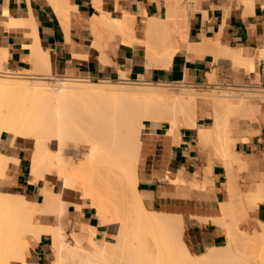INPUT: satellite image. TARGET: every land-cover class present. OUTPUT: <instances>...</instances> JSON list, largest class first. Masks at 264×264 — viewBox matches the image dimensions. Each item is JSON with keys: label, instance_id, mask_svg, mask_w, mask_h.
<instances>
[{"label": "bare ground", "instance_id": "1", "mask_svg": "<svg viewBox=\"0 0 264 264\" xmlns=\"http://www.w3.org/2000/svg\"><path fill=\"white\" fill-rule=\"evenodd\" d=\"M185 1L189 3L187 0H166V18L145 19L147 26L142 39L137 37L136 15L127 10L121 0L116 1L114 12L104 11L101 0H95L94 6L102 13L92 18L95 45L102 47L120 34L126 43L141 50L148 67L169 68L187 39L190 14L187 6H183ZM57 11L62 18L68 12L62 7ZM9 25L28 27L25 22ZM189 49L210 51L217 58L229 59L259 76V66L264 63V51L251 54L247 49H232L220 43L190 45ZM1 54L0 72L4 71L6 64H3L7 61ZM49 60H43L46 63H42L41 69L44 65L50 67ZM50 68L49 73L43 67L42 75L0 74V141L3 134L12 135L8 143L11 152H0V183H11L9 171L19 164L17 151L32 140L28 180L43 185L42 211L57 219L55 225L42 223L36 218L38 201L23 194L0 192V264L13 261L20 264H264V221L257 220L259 227L250 232L243 226V230L240 228V218L249 220L251 213L264 202V180L257 181L253 189L245 192L236 174L238 170L264 169V155L260 161H251L236 151L237 143L244 139L239 124L242 119L256 118L260 109L252 101L261 97L264 88L217 85L209 87L210 92H200L195 85L185 82L182 85L185 89L173 91L170 83L151 82L143 77L130 79L125 72L121 73L119 82H95L84 75L56 77ZM214 76H209L207 85L214 84L211 81ZM235 114L242 118L231 122L230 116ZM200 117H210L212 122L198 126ZM145 120L151 123L150 128L146 127ZM164 123L169 124V134L180 129V123L197 128L200 139L214 147L215 154L206 167L207 172L201 175L203 186H213L208 172L214 170V157L221 160L225 170L223 214L213 221L225 228L226 243L211 246L200 254L192 252L185 241L186 217L148 209L147 196L139 189V164L145 134L154 132ZM78 143L89 145L84 148L87 149L85 158L76 160L66 156L64 147L74 144L76 147ZM54 171L57 173L52 176ZM49 176L55 183L62 178L65 194H57L52 189L46 193L44 186ZM169 177L171 182H179L178 175L170 174ZM76 190L83 194L76 207H94L100 218L96 225L83 223L86 225L82 226V231L88 235L89 249L80 242L70 244L66 238L67 226L62 222L64 210L69 208L67 196ZM121 192L122 199H126L125 212L129 211L125 215L124 211L120 212L118 202L113 210L109 200ZM198 219L209 221L203 217ZM44 235L52 238L55 259L51 263L37 260L34 245L29 240V236H33L38 243ZM74 236L79 238L77 233Z\"/></svg>", "mask_w": 264, "mask_h": 264}, {"label": "crops", "instance_id": "2", "mask_svg": "<svg viewBox=\"0 0 264 264\" xmlns=\"http://www.w3.org/2000/svg\"><path fill=\"white\" fill-rule=\"evenodd\" d=\"M116 1L101 0L102 9L114 12L118 4ZM188 1L189 3L185 4V1L183 4L187 6L190 14L186 43L184 40V46L176 52L169 68H164L148 67L141 50L126 43L120 34L108 40L102 47L95 45L92 18L94 15H102L94 6L95 0H0V54L2 53L1 57L5 55L4 57L7 58L3 68L42 75L43 67L47 71L51 67V74L56 77L84 75L91 80L112 82L120 81L121 73L125 72L130 79L143 77L151 82H186L196 86L207 85L210 82L209 76L217 75L216 70H219L220 78L224 80L264 86V63L259 66L260 76L253 71L251 74L237 77L228 69L227 62L234 65L229 59L217 58L210 51L189 49L190 45L220 43L232 49H247L251 54L254 51H264V0ZM121 3L136 15L137 23L139 27L142 25L144 31L147 19L153 17L165 19L164 16H167L166 0H121ZM59 7L68 11L65 18L59 15L57 11ZM14 22L28 23V27L9 25ZM143 35L138 31L137 37L143 39ZM43 60H49L50 67L44 65L41 69L46 63ZM210 119V117H200L197 124L208 125L211 123ZM168 125L164 123L154 132L145 134L139 164V189L146 194V206L148 204L152 210L186 217L184 221H189L187 234L190 245L194 251L203 253L211 246L223 245L226 242L223 228L213 221V218L222 215L221 203L226 197L223 191L226 185L225 170L221 165H215L213 186L204 188L198 176V171L202 167L198 129L181 127L174 134H169ZM150 126V122L146 124V127L150 128ZM7 135H9L8 139L3 136L0 142V152L5 154L11 152L8 143L12 135ZM246 139L244 137L236 145L240 149V151L236 149L237 153L251 161L262 160L263 156L259 158L258 151L264 145V130L261 134L249 138L247 142ZM26 151L28 150L25 147L18 149L19 164L9 171L11 183L8 185L19 189L31 200L39 202L44 198L43 188H38L28 180V161L30 160L31 166L33 149L29 150L28 157ZM254 172H256L255 181L247 189H243L239 180L242 191H249L264 180L263 169ZM56 173L54 171L52 176ZM170 174L178 175L179 182H171ZM51 180L53 181V177ZM56 183L53 181L54 186H59L61 191H56L54 188L52 190L57 194H65L66 190L61 179ZM77 196H80V201L76 199ZM82 196L79 190L70 192L67 196L69 208H65L62 217L63 224L68 228L67 215L71 213L74 215V220L79 223L76 233H82V226L86 225L83 223L87 225L98 223L96 208L76 207L82 201ZM72 207H74L73 211ZM253 215L255 219L264 221V202L259 204ZM202 217L209 221L200 220V222L198 218ZM47 246V236L44 235L34 250L37 258L40 259L46 254Z\"/></svg>", "mask_w": 264, "mask_h": 264}, {"label": "rangeland", "instance_id": "3", "mask_svg": "<svg viewBox=\"0 0 264 264\" xmlns=\"http://www.w3.org/2000/svg\"><path fill=\"white\" fill-rule=\"evenodd\" d=\"M139 31H141L142 32V34H144V29H142V25H140V27H139ZM137 34H138V32H137ZM143 37H144V35H143ZM228 64H229V66H228V69L232 72V74H234V76H240V75H242V74H251V72L252 71H250L249 69V71L250 72H248V70H244V66H242L241 65V67L239 66H237V65H232L231 63H229V62H227ZM3 70H5L4 68H3ZM216 72H217V75H213L214 76V78H215V80H214V78H212L211 79V81H212V83H214L213 85H202V86H196L197 87V89L200 91V92H207V91H211V88L212 87H215V86H224V87H238V88H245V87H247V88H251V87H256V88H258V89H262V88H264V86L263 85H261V84H258V85H251V84H248V83H245V82H243V81H236V83L235 82H231V81H229V80H224L222 77L220 78V75L221 74H219V70H216ZM29 74H34V73H29ZM30 76V75H29ZM93 81H95V82H99V80H93ZM113 82H119V81H113ZM171 85L169 86V88L170 87H173L175 90H173L172 88H170V89H172L173 91H180L181 90V88L182 89H185L184 87H182V85L183 84H176V83H174V86L172 85L173 83H170ZM209 87H211V88H209ZM177 88V89H176ZM262 90H264V89H262ZM262 94V92L260 93V95L259 96H261V97H263L264 95V91H263V94ZM261 97H258V98H255L252 102L254 103V104H256V105H259V109H260V111L259 112H257L256 113V120H258V121H254L253 119H246V120H241L240 118H242L241 116H238V114H235L234 116L232 115V116H230V117H232V119H230V121L232 122H235L236 120H241V122H240V124H239V126H240V128H241V133H242V135L244 136V137H246L247 139H246V142L247 141H249V138H251L252 136H255V135H258V134H261L262 133V131L264 130V99L263 98H261ZM239 118V119H238ZM236 119V120H235ZM255 122H253V121ZM210 121L212 122V119H210ZM144 123H145V125L146 124H149V121H147V120H145L144 121ZM254 124L255 125H257L258 124V126H254ZM181 127H185L182 123H180V128ZM3 136L6 138V139H8V137H9V135H7V134H3L2 135V138H3ZM198 138H199V143H200V146H201V150H200V153H201V157H202V160H201V168L199 169V171H198V176H199V178H200V180H201V175L203 174V172H207V169H206V167L210 164V162L212 161V155H214L215 153V151L214 150H212V149H214V147L211 145V144H206V143H204L201 139H200V137H199V135H198ZM87 139L88 140H92V138H91V136H87ZM1 142V141H0ZM33 141L32 140H28V142L27 143H25V148H27V150L28 151H26V154H27V157H28V152H29V150L32 148V143ZM243 143H245V142H243ZM89 144V143H88ZM75 145V144H74ZM74 145H68V146H66V147H64V149H65V155L66 156H73V157H75L76 158V160H80V159H83V158H85V156H86V153H87V149H84V148H87L89 145L90 146H92L93 145V142H91L89 145H84V144H81V143H78V145H76V147H74ZM237 145H238V143H237ZM78 146V147H77ZM85 146V147H84ZM236 149L238 150V151H240V149H238L237 148V146H236ZM86 150V151H85ZM214 153V154H213ZM263 153H264V145L262 146V148L258 151V157L259 158H262V156H263ZM216 156V155H215ZM214 157V156H213ZM214 159V163H215V165H221V160L219 159V158H217V156L216 157H214L213 158ZM222 166V165H221ZM223 167V166H222ZM29 168H30V160L28 161V172H29ZM224 169V168H223ZM264 170V169H263ZM237 171V170H236ZM242 171V172H241ZM236 173V172H235ZM239 173V174H238ZM237 175H238V177H239V179H240V182H241V185L243 186V189H247L248 188V186L251 184V183H253V181H255V175H256V172H252V171H248V170H238L237 171V173H236ZM208 176H209V178L213 181V176H214V173L213 172H208ZM51 176H49L48 177V181L45 183V189L47 190L46 191V193H49L50 191H51V189L52 188H54L56 191H60V188H59V186H54V184H53V181L51 180ZM61 180H62V178H61ZM202 181V180H201ZM38 186V188H40V187H42L43 188V185H37ZM204 188H208V187H206V186H204ZM0 192H3V193H12V194H23L19 189H17V188H15L14 186H12V185H4V184H2V183H0ZM43 194H45V193H43ZM120 194H121V196H120ZM119 194V196L118 197H111L109 200H110V202H111V205L112 206H114V208H113V210L116 208V205L117 204H115L116 202H118V205L121 207L120 208V212H121V210L122 211H124V215L126 214V213H128L129 211H127V212H125V210H127V209H125V205H126V203H125V200L126 199H122L124 196H123V194H122V192ZM23 195H25V194H23ZM119 197H121V198H119ZM76 199L77 200H81L80 199V196H77L76 197ZM113 199V200H112ZM115 199V200H114ZM119 201H118V200ZM31 200V199H30ZM112 200V201H111ZM117 200V201H116ZM121 200H123V201H121ZM109 202V203H110ZM112 202H114V203H112ZM120 203V204H119ZM123 203H125L124 205H123ZM42 201H39V203H38V208H37V214H36V218H38L39 220H40V222H42V223H45V224H53V225H55V224H57V219H55L54 217H51V216H49V215H46V214H44L43 213V211H42V209H43V207H42ZM124 206H122V205ZM147 208L148 209H150V210H152L150 207H149V205L147 204ZM72 209V211L74 210V207H72L71 208ZM222 209V208H221ZM94 213L96 214V210L94 209ZM222 214H223V211H222ZM73 214L71 213V214H68L67 215V218H68V221H69V225H68V228H67V231H66V238H67V240L69 241V243L70 244H76V243H82V245L84 246V247H86V248H88L89 249V243H88V235L86 234V233H84L83 231H82V233H77L78 234V237L79 238H76L75 236H74V233H76L75 231H77L78 230V225H79V223H78V221H76V220H74V218H73ZM222 216V215H221ZM250 218H251V220H252V222H251V220H250ZM250 218H249V220H246V219H244V218H240V219H242V220H240V223H241V230H243L244 228H245V231H251V230H253L254 228H258L259 227V223H258V221H257V218L255 219L254 218V215H253V213H251V216H250ZM245 221V222H244ZM257 221V222H256ZM100 222V218L98 217V223ZM97 223V224H98ZM249 223V224H248ZM77 224V225H76ZM220 225V224H219ZM242 226L244 227V228H242ZM223 228V230H224V232H225V234H226V230H225V228L224 227H222ZM240 230V229H239ZM240 232V231H239ZM185 241H186V243L188 244V246H189V248H190V250L192 251V252H194L195 254H200V253H198V252H196V251H194L193 249H192V247H191V245H190V242H189V239H188V234H187V222H185ZM227 239V238H226ZM29 240L32 242V244L34 245V250H35V247H36V245H37V243H36V240L34 239V237L33 236H29ZM51 241H52V238L50 237V236H47V243H48V246H47V250H46V254L45 255H43V256H41L40 257V259L39 258H37V260L39 261V262H41V263H51V262H53V260L55 259L54 258V256H53V252H52V250H51V247H50V243H51ZM226 243V242H225ZM219 246H221V245H219ZM92 249H94L93 247H92ZM205 252V251H204ZM13 264H20V263H13Z\"/></svg>", "mask_w": 264, "mask_h": 264}, {"label": "built area", "instance_id": "4", "mask_svg": "<svg viewBox=\"0 0 264 264\" xmlns=\"http://www.w3.org/2000/svg\"><path fill=\"white\" fill-rule=\"evenodd\" d=\"M17 71H13V70H4L2 72H0V74L2 75H8V76H13V75H18ZM185 82H177L176 84H184Z\"/></svg>", "mask_w": 264, "mask_h": 264}]
</instances>
